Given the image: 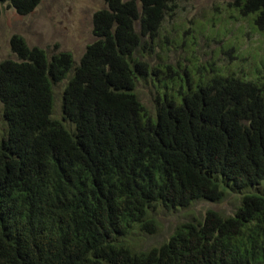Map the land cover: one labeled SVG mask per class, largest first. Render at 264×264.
Returning a JSON list of instances; mask_svg holds the SVG:
<instances>
[{"label": "trees", "instance_id": "trees-1", "mask_svg": "<svg viewBox=\"0 0 264 264\" xmlns=\"http://www.w3.org/2000/svg\"><path fill=\"white\" fill-rule=\"evenodd\" d=\"M40 1L0 7L27 16ZM231 1L234 20L262 30L264 0ZM174 2L104 0L77 66L11 39L15 61L0 62V264H264V195L253 192L264 186V81L225 62L231 40L202 59L200 40L227 36L218 14L165 31ZM229 195L230 216L208 210L147 250L128 241L155 233L158 210Z\"/></svg>", "mask_w": 264, "mask_h": 264}, {"label": "rangeland", "instance_id": "rangeland-1", "mask_svg": "<svg viewBox=\"0 0 264 264\" xmlns=\"http://www.w3.org/2000/svg\"><path fill=\"white\" fill-rule=\"evenodd\" d=\"M231 2V0H175L173 8L176 13L175 17L172 21L166 19L164 29L168 31L171 23H182L185 29L193 30L196 28V21L206 23V20L210 18V13L218 14L222 21L216 24L215 29L221 27L223 30L227 26V36L210 44H205L200 40L196 48L200 50L199 54H209L202 59L207 60L210 55H216L215 51L225 47L224 45H229L227 40H231L237 50L231 53L233 59L224 57L225 62L237 63L236 59H239L248 73L255 75L257 72L254 71L260 70L259 76L264 81V26H260L261 31L257 28L256 31H252L248 23L249 17L234 20L236 15L230 11L226 12ZM105 8L104 0H41L31 14L19 16L7 4H3L0 7V62L15 61L10 41L17 37L29 48L42 49L49 58L61 53L70 54L73 64L79 65L85 48L94 41L93 16ZM221 22L224 24L221 25ZM154 46L157 45L154 44ZM169 49L173 50V48ZM155 51L159 52V49L156 48ZM170 57L174 63V60L179 58V52L170 54ZM142 60L145 61V57ZM147 60L151 61L152 58ZM63 87V84L54 87L53 118L57 120H61L60 102ZM139 91V95L144 97L142 99L149 101L152 92L151 81H148L147 85H140ZM1 112L0 105V138L7 131ZM255 191L264 195V186L254 189L253 192ZM238 205V196L229 195L218 204L199 202L189 209L169 212L158 210L153 213L157 222L155 233L153 235L134 233L128 241L133 240L135 250H147L165 242L180 224L201 220L208 210L218 212L223 216H230Z\"/></svg>", "mask_w": 264, "mask_h": 264}]
</instances>
